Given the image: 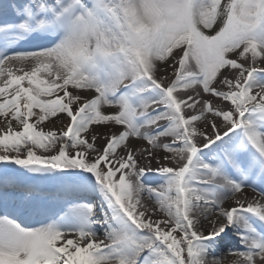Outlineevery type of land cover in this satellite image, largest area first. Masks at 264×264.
<instances>
[{
    "label": "snow or ice",
    "instance_id": "6c2138e0",
    "mask_svg": "<svg viewBox=\"0 0 264 264\" xmlns=\"http://www.w3.org/2000/svg\"><path fill=\"white\" fill-rule=\"evenodd\" d=\"M225 252L264 264V0H0V264Z\"/></svg>",
    "mask_w": 264,
    "mask_h": 264
},
{
    "label": "bare ground",
    "instance_id": "6f19581e",
    "mask_svg": "<svg viewBox=\"0 0 264 264\" xmlns=\"http://www.w3.org/2000/svg\"><path fill=\"white\" fill-rule=\"evenodd\" d=\"M61 119L64 121V123H67V118L64 117V116H61ZM46 128L45 130L49 129V128H53V127H56L58 128L59 127V121H52L51 123H47L44 125ZM98 131H107V129H97ZM97 143L99 145H103V141L100 140V141H97ZM141 143V146L143 145V142H140ZM152 167L153 168H156L158 167V165L156 164L155 161H153V164H152ZM149 177L150 179L151 178H154V174H149ZM245 192L251 197L253 195V191L251 188H247L245 189ZM147 203L151 204L152 202L151 201H146ZM230 203V202H229ZM225 206H228V203H226ZM100 238H103V231L100 232ZM230 246V245H229ZM234 259L233 256L227 254V252H225L223 254V258H222V264H231V261Z\"/></svg>",
    "mask_w": 264,
    "mask_h": 264
},
{
    "label": "rangeland",
    "instance_id": "374dc122",
    "mask_svg": "<svg viewBox=\"0 0 264 264\" xmlns=\"http://www.w3.org/2000/svg\"><path fill=\"white\" fill-rule=\"evenodd\" d=\"M44 128H46L45 126H43Z\"/></svg>",
    "mask_w": 264,
    "mask_h": 264
}]
</instances>
